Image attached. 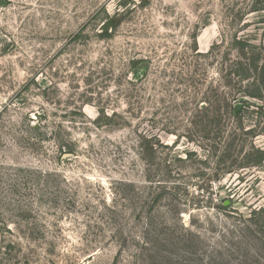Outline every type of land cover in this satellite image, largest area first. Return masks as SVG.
I'll use <instances>...</instances> for the list:
<instances>
[{
  "label": "rangeland",
  "instance_id": "374dc122",
  "mask_svg": "<svg viewBox=\"0 0 264 264\" xmlns=\"http://www.w3.org/2000/svg\"><path fill=\"white\" fill-rule=\"evenodd\" d=\"M261 8L0 0V264H264L263 103L233 77Z\"/></svg>",
  "mask_w": 264,
  "mask_h": 264
},
{
  "label": "trees",
  "instance_id": "16d2710c",
  "mask_svg": "<svg viewBox=\"0 0 264 264\" xmlns=\"http://www.w3.org/2000/svg\"><path fill=\"white\" fill-rule=\"evenodd\" d=\"M257 2L262 5V8L260 10H264V0H257ZM118 26H119V21H117L115 18L107 17V22L104 24V28H105L103 31L104 33H103V35H101V37L105 38V39L111 38L113 36V32L116 31ZM109 29L112 31V33H109ZM77 37L80 38V35H78ZM234 46L241 53V58L236 63V68H235V71L233 72V77L237 78L240 83H244L247 81L249 82L250 85H247L246 87H248V86L253 87V91H251V92L245 91L246 96L262 101L263 104L260 108L262 110H264V58L262 59V57H261L262 55L255 51L256 46L253 44H250L248 42L241 41V40H236ZM246 50L252 51L253 55L251 54V56H252L251 60L249 57L247 58ZM139 65H140V61H133V63H132L133 68H137ZM229 109H230V112L233 114L234 117H237V118H239V120H241V118L243 116V107L242 106H239L238 104H235V105L230 104ZM259 115H260V113H257V117H259ZM249 156L255 157L254 161L252 162L253 165L261 164L264 161V152L259 150V149H256V150L254 149L253 154L251 153V154H249ZM183 229H184V231H188V233L191 235V237H194L195 240H192L191 242H189V241L183 239L181 241V243L183 244L182 246H184L183 248H188V251H190L191 255L196 256L198 253V250H199V247H197V246L201 245V240H200V242L198 240V239H200V237L198 235L194 234L193 232L187 230L184 226H183ZM224 239H225V235H224V238L221 240H224ZM226 239H227V237H226ZM227 241H228V239H227ZM242 241H243L242 237L237 239L236 240L237 246L242 245L243 244ZM160 242H163V241H160ZM223 244H225V243L224 242L223 243L218 242L216 251L223 250L224 249ZM198 255H199V253H198ZM150 258L158 264H163V255L162 254H161V256L159 254H157L156 256L151 255ZM201 262L206 263V264H208L210 262L216 263L214 258H212L211 256H206V259H202ZM223 262L224 261L221 259V264Z\"/></svg>",
  "mask_w": 264,
  "mask_h": 264
}]
</instances>
